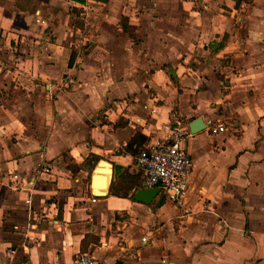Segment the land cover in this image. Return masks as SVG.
<instances>
[{"label":"crops","instance_id":"obj_1","mask_svg":"<svg viewBox=\"0 0 264 264\" xmlns=\"http://www.w3.org/2000/svg\"><path fill=\"white\" fill-rule=\"evenodd\" d=\"M15 1L0 0V264H264V0ZM197 119L226 132L192 134ZM174 120L182 207L136 202L135 158Z\"/></svg>","mask_w":264,"mask_h":264},{"label":"built area","instance_id":"obj_2","mask_svg":"<svg viewBox=\"0 0 264 264\" xmlns=\"http://www.w3.org/2000/svg\"><path fill=\"white\" fill-rule=\"evenodd\" d=\"M205 128L212 136L226 132L223 124H215L211 120L206 121ZM186 137L182 122L174 120L163 127L162 137L152 140L135 158V165L142 174L144 189H159L162 197L180 207L187 192V179L192 169V162L181 146ZM40 173L49 174V167L42 165L36 170V174ZM12 178L17 181L18 188L24 184L17 175ZM182 213L185 216L188 211L183 209ZM146 240V237L141 238L142 243ZM70 264L108 263L98 261L86 253H78Z\"/></svg>","mask_w":264,"mask_h":264},{"label":"water","instance_id":"obj_3","mask_svg":"<svg viewBox=\"0 0 264 264\" xmlns=\"http://www.w3.org/2000/svg\"><path fill=\"white\" fill-rule=\"evenodd\" d=\"M190 132L192 134H195L197 132H200L202 131L204 128H205V125L203 123V121L201 119H197L195 120L191 125H190ZM101 164H106L108 165L107 163L105 162H101ZM109 166V165H108ZM108 175V174H107ZM110 177L108 178V182H111V170H110ZM106 181L107 179L106 178H99V176H93L92 178V185H91V190H92V193L94 194V196L98 197V196H103V194H96L95 193V188H98V189H104L106 187ZM159 193V189H140V190H137L134 195H133V199L134 201L136 202H139V203H142V204H149L153 199L154 197ZM115 264H121L120 262H117Z\"/></svg>","mask_w":264,"mask_h":264},{"label":"trees","instance_id":"obj_4","mask_svg":"<svg viewBox=\"0 0 264 264\" xmlns=\"http://www.w3.org/2000/svg\"><path fill=\"white\" fill-rule=\"evenodd\" d=\"M33 1L35 0H16L15 6L20 11H29L32 9L31 7L33 4ZM42 1H47V0H42ZM68 1L74 3L75 5H79V6H84L86 2V0H68ZM218 1L220 2V0ZM232 1L235 2L236 6H238L241 2H247L248 0H232ZM221 5L223 4L221 3Z\"/></svg>","mask_w":264,"mask_h":264},{"label":"bare ground","instance_id":"obj_5","mask_svg":"<svg viewBox=\"0 0 264 264\" xmlns=\"http://www.w3.org/2000/svg\"><path fill=\"white\" fill-rule=\"evenodd\" d=\"M96 174H100V175H102V174L107 175L108 174V175H110V167L106 164H100V168L97 169ZM95 193L96 194H103L104 192L98 188H95Z\"/></svg>","mask_w":264,"mask_h":264}]
</instances>
